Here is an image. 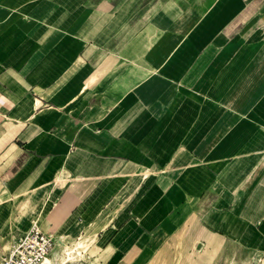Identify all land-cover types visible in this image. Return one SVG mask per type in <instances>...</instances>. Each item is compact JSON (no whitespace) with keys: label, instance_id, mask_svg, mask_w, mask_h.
I'll return each mask as SVG.
<instances>
[{"label":"crops","instance_id":"crops-1","mask_svg":"<svg viewBox=\"0 0 264 264\" xmlns=\"http://www.w3.org/2000/svg\"><path fill=\"white\" fill-rule=\"evenodd\" d=\"M263 8L0 0V238L264 264Z\"/></svg>","mask_w":264,"mask_h":264},{"label":"built area","instance_id":"built-area-1","mask_svg":"<svg viewBox=\"0 0 264 264\" xmlns=\"http://www.w3.org/2000/svg\"><path fill=\"white\" fill-rule=\"evenodd\" d=\"M56 247L52 236L34 226L11 246L8 254L0 257V264H45Z\"/></svg>","mask_w":264,"mask_h":264},{"label":"rangeland","instance_id":"rangeland-1","mask_svg":"<svg viewBox=\"0 0 264 264\" xmlns=\"http://www.w3.org/2000/svg\"><path fill=\"white\" fill-rule=\"evenodd\" d=\"M264 2V0H263ZM261 15H263L264 17V8L259 9ZM262 31H264V27L262 29ZM10 239L7 240L6 237H2L0 238V257L5 256L6 254H8L11 245H10ZM4 246V247H3ZM60 254L66 256L65 252H73L71 255L72 260L69 261L67 264H81L80 262H82V253L86 250L84 248L83 243H77L76 246L74 247H67V246H63V245H59L55 250H60ZM53 255V254H52ZM50 257H53V256ZM246 264H262V259L258 258V259H254L251 256H249L248 260H246L245 262Z\"/></svg>","mask_w":264,"mask_h":264},{"label":"bare ground","instance_id":"bare-ground-1","mask_svg":"<svg viewBox=\"0 0 264 264\" xmlns=\"http://www.w3.org/2000/svg\"><path fill=\"white\" fill-rule=\"evenodd\" d=\"M61 250L62 249L55 250L52 255L53 257L47 258L45 264H67L69 261H71L72 260L71 255L73 252L66 251L65 252L66 256H64L60 254Z\"/></svg>","mask_w":264,"mask_h":264}]
</instances>
